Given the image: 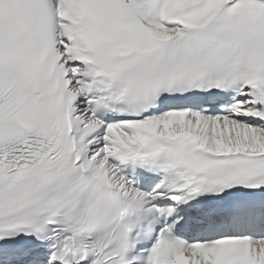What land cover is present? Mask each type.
<instances>
[{"label":"snow or ice","instance_id":"6c2138e0","mask_svg":"<svg viewBox=\"0 0 264 264\" xmlns=\"http://www.w3.org/2000/svg\"><path fill=\"white\" fill-rule=\"evenodd\" d=\"M0 264H264V0H0Z\"/></svg>","mask_w":264,"mask_h":264}]
</instances>
